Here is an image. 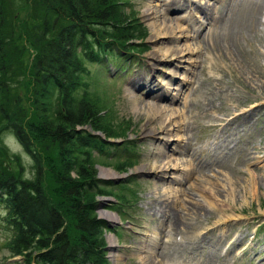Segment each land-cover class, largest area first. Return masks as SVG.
I'll return each instance as SVG.
<instances>
[{
  "label": "rangeland",
  "instance_id": "obj_1",
  "mask_svg": "<svg viewBox=\"0 0 264 264\" xmlns=\"http://www.w3.org/2000/svg\"><path fill=\"white\" fill-rule=\"evenodd\" d=\"M5 1L9 5L8 11H11L17 26L24 22L31 31V28L42 19L43 14L36 12L27 0ZM125 1V15H129L131 19L134 18L135 21L138 20L141 23L142 34H136L139 39L129 43L128 49L113 48L112 53L109 52V63L104 60L101 65L86 64L89 73L83 78L84 84L79 91L80 94L85 92V96L103 111L101 113L102 120L106 121L110 127V129L108 128L110 133L116 137L106 140L103 133H96L94 135L106 143V149L103 152L95 148L88 150L93 164H96L97 177L105 183L102 188L105 194L96 197L95 211L97 217L106 223L104 239L107 244L109 264H140L138 257L143 255L141 253L137 255L129 247L135 245L137 241H141L137 244V247L141 248L145 244L143 240L153 235L155 224L150 221L144 200L152 193L154 186L181 175L179 170L171 171L161 180L157 179L153 172L149 171V168L140 170L146 154L157 149L169 152V147H173L171 142L173 143L174 137L171 136L172 141L165 147L160 145V141L143 138L141 132L146 122L145 116L137 117L128 98L129 92L132 94L136 92L130 85V81L140 73H148V75L151 73L153 84L158 86L162 93L165 92V88H170L167 93L170 97L176 93L173 88L180 87L177 80L179 81V78L185 76L184 69L180 68L177 70V76L171 80L168 74L171 67L163 62L158 63V70H150L149 54L152 50L157 49L151 42V37L155 32L152 23L156 22L158 25L160 21L157 14H153L150 19L145 18L143 11L149 7L155 12L158 10L160 12L165 2L164 0ZM203 1L201 0V2ZM228 2L226 7L219 2H213L216 7L213 8V11L217 10V13L224 18L222 20L228 22V30L230 29L228 34L223 33L227 30L224 27L217 30L212 29L209 33L210 28L206 25V21L201 15L194 12L192 22L189 23L194 24L195 29H199L195 34L196 38L193 40L182 37L176 41L179 45L185 44V42L190 44V42L200 39H204L210 44L212 42L227 43L231 60L226 62L225 72L223 74L211 72V75L215 77L214 82H206L202 74L198 76L196 74L199 85L193 98L196 97L201 104L211 101L212 105L218 109L214 113L217 118L226 119L233 113H241V117L234 125L225 127L224 130L217 133L220 135L219 143L224 148H228V153L224 150V154L227 156L215 168L214 172L221 183L227 179H238V195L229 198L231 189H227L220 196V199L225 200L224 212H217L212 222L220 216L230 218V226L227 225L229 227H224L219 232L224 236L223 238L217 240L218 232L206 235L205 231L198 227L192 231V234L176 235L172 245L167 244L168 239L165 237L154 247L153 250L156 253L164 251L167 257L165 259H172V264L188 255L194 258V262L198 260L202 261V264H264V0L261 2L257 0H228ZM166 3L168 4L169 1ZM176 7L178 6L172 5L165 12L164 17L174 19L187 16L188 10L183 8L178 10ZM183 25L182 27L186 29V24ZM161 28L160 26L157 28L159 35ZM179 35L180 33L175 31L177 38ZM160 36L159 41H167L162 38V35ZM20 45L23 47V52L21 51L22 53L19 54V50H17V54L13 55L14 58L18 55V60L15 61V69L10 74L14 80L9 78V87H11L12 93L18 97L24 96L22 100L27 106L25 93L29 79L25 78L24 71L36 55L37 48L26 37L22 39ZM15 50V47L10 45L8 54H13ZM126 50L131 51L127 52ZM209 57V53L203 50L198 55L190 56L191 60L200 61L202 59L205 61V65L211 63ZM186 58L187 56L183 60ZM181 66L185 69L191 68L189 63H182ZM192 70L197 73L199 68L193 67ZM161 84H164V87ZM33 88L34 86L31 85L30 91ZM146 95V90L139 89L137 91V96L144 101L148 99ZM159 104L165 106L166 102L160 101ZM171 106L177 109V100ZM197 109L198 111L194 110V113L197 114L198 119L190 126L192 128L190 137L193 140L194 148L205 146L204 143L207 140H212L209 138L210 133L205 129L210 121L203 117L200 108ZM87 129L91 132L89 128ZM91 134L93 133L91 132ZM218 152L220 151L218 150ZM173 156H176L175 153ZM17 159L23 167L24 178L32 180L34 169L31 158L24 152L13 135L7 132L1 133L0 165L17 170ZM129 162L132 163L130 165H133L131 168L124 171L117 170L118 167L127 165L124 163ZM103 169L113 171L116 176L111 178L101 176L100 171ZM204 174L202 170L196 171L185 183H174L172 186L189 190L191 199L207 204V202L213 201V198L199 191L203 187L210 188L206 182L201 180ZM250 179L253 181V187L250 186ZM202 200L207 202L204 203ZM179 207L181 206L176 205L178 211ZM101 211L114 214L116 221L112 223L103 219L100 215ZM4 215L5 211L0 206V221ZM202 222L205 225L209 224L208 219H203ZM156 224L164 229L167 223L158 221ZM143 227H147V229L145 230ZM195 234L202 236L201 239H196ZM6 238L3 226L0 225V264H19L18 258H11L8 253ZM110 241L113 245L112 251H110ZM194 241H199V243L194 245ZM202 242L205 244L214 242L215 244L208 255L200 247ZM160 244L163 245L162 250ZM156 259L161 264L160 258Z\"/></svg>",
  "mask_w": 264,
  "mask_h": 264
},
{
  "label": "trees",
  "instance_id": "obj_2",
  "mask_svg": "<svg viewBox=\"0 0 264 264\" xmlns=\"http://www.w3.org/2000/svg\"><path fill=\"white\" fill-rule=\"evenodd\" d=\"M27 2L43 14L31 31L24 22L17 26L8 3L0 0V134L15 137L34 169L27 180L18 159L17 170L0 165L6 249L19 264H109L106 223L95 211L105 183L88 150L106 149L96 133L106 140L116 137L102 120L103 111L79 91L89 73L86 64L109 63L113 48L128 49L142 34L141 23L125 15V0ZM24 37L37 48L24 71L28 109L24 96L9 87L18 60L13 55L23 52ZM10 45L16 49L11 55ZM124 164L117 170L133 166Z\"/></svg>",
  "mask_w": 264,
  "mask_h": 264
},
{
  "label": "bare ground",
  "instance_id": "obj_3",
  "mask_svg": "<svg viewBox=\"0 0 264 264\" xmlns=\"http://www.w3.org/2000/svg\"><path fill=\"white\" fill-rule=\"evenodd\" d=\"M166 1H169V3L167 4ZM211 1L219 2L221 5L224 4L225 7L229 3L228 0H204L203 2H201V0H164L165 4L162 6L160 12L159 10L155 12L149 7H146L143 11V16L145 18L150 19L153 14H157L160 21L158 25L156 22L152 23L155 32L151 37V42L155 44L157 49L152 50L149 54V59L151 61L150 70H158V63L163 62L165 65L171 67V71L168 73L171 80H174V77L177 76V70L180 68L184 69L185 76L179 78V81L177 80L180 87L177 85L178 88H173L176 90V93L172 97L167 94L170 88H165V92L163 91L162 93L159 87L153 84L151 73L149 75L148 73H140L130 81V85L136 91L134 94L130 92L128 94L130 105L135 110L137 117L142 115L145 116L146 120L141 132L143 138L160 141V145L165 147L166 144L172 141L171 136L173 135L174 137L173 143L171 142L173 147H169L170 153L163 149V151L157 149L156 151L149 152V154L144 156L140 170L142 171L145 168H149V171L153 172L155 177L161 180L168 176L171 171L179 170L181 173V175L172 177L171 180L163 182L161 185L154 186L152 193L144 200L146 211L150 216V221L155 222V224L153 227L154 231L152 232L153 235L143 240L145 244L141 248L137 247V244L141 241H137L135 245L129 247L130 250L137 255L140 253L143 255L138 257L140 264H159L156 259L158 257L161 260V264H172V259H165L166 254L164 251L156 253L153 250L165 237L168 239L166 241L167 244L172 245L176 235L182 236L192 234V231L200 227L205 231L206 235L218 232L216 238L219 240L224 237L219 233L221 229L230 226V218L228 217L223 218L220 216L216 221L212 222L217 212H224L223 208L226 204L225 200L223 201L220 199L222 193L227 189H231L229 198L238 195V179H227L224 183H221L214 173L215 168L218 167L224 157L227 156V154H224V150L228 153V148H224L219 143L220 135H217V133L220 130H224L225 127L234 125L241 117V113H233L226 117V119L217 118L214 116V113L217 112L218 109L212 105L211 101L206 103L202 102L201 104L196 97L193 98L199 85V81L196 78L199 74L203 75L206 82H214L215 77L211 75V72H220L222 74L225 72L227 66L226 62L231 60V58H229L227 43L223 42L219 44L212 42L210 44L208 41L200 39L198 41H192L190 44L185 42V44L179 45L178 41H176L182 37L186 39L192 38L193 40L196 38L195 34H197L199 29H195L193 26L194 24H190L194 12L201 15L206 21V25L210 28H208L209 33H211L212 29L217 30L224 27V29L227 30L223 33L228 34L230 30H228V22L222 20L224 18L217 13V10L216 12L213 11V8L216 7L213 2L210 3ZM257 1L261 2L263 0ZM172 5L178 6L176 7L178 10L181 8L188 10V14L185 13L187 16L174 19L164 17L165 12L170 9ZM183 24H186V29L182 27ZM158 26L162 27L160 35L167 41H159L161 36L157 33ZM175 31L180 33L178 38L175 36ZM185 32H187V35H185ZM201 50L209 53V59L211 61L209 65H205V61L202 59L200 61L197 59L191 60L190 56L198 55ZM186 56L187 58L183 60ZM182 63H189L191 68L185 69V67L181 66ZM193 67L199 68L197 73L192 70ZM161 85L164 87V84ZM139 89L146 90V96L148 97L147 101L137 96V91ZM176 100L178 103L177 109L171 106ZM160 101L166 102V105H160ZM197 108H200L203 117L210 121V124L205 126V129L210 133L209 138L212 140H207L204 143L205 146L194 148L193 140L190 137L192 132L190 126L198 119L197 114L194 113V110L198 111ZM146 109L148 110L146 111ZM218 150L220 152H218ZM174 153L176 156H173ZM201 170L205 173L201 180L206 182L210 188L203 187L199 191L213 198L211 202L202 200L204 203L207 202V204H202V202L198 200L191 199L189 190L172 186L174 183H185L194 172ZM236 173L238 176V171ZM100 175L105 178L116 176L113 171L106 169L101 170ZM251 179L250 186L253 187V179ZM176 205L181 206L179 207V211L176 209ZM100 215L103 219L112 223L116 221V216L112 213L101 211ZM203 219H208L209 224H203ZM158 221H165L167 223L164 229L156 224ZM219 227L221 228L219 229ZM143 229L146 230L147 227H143ZM201 237L195 234L196 239H201ZM110 243V251H112V241H110ZM195 243H199V241H194V245ZM162 246L163 245L160 244L161 250L163 248ZM214 246V242H208L206 244L202 242L200 244V247L207 255ZM193 259L194 258L188 255L186 258L175 261L174 264H202V261L197 260L194 262Z\"/></svg>",
  "mask_w": 264,
  "mask_h": 264
}]
</instances>
